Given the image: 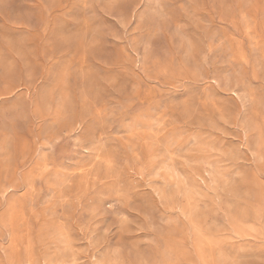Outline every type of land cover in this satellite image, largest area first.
Segmentation results:
<instances>
[{
	"label": "rangeland",
	"instance_id": "1",
	"mask_svg": "<svg viewBox=\"0 0 264 264\" xmlns=\"http://www.w3.org/2000/svg\"><path fill=\"white\" fill-rule=\"evenodd\" d=\"M0 264H264V0H0Z\"/></svg>",
	"mask_w": 264,
	"mask_h": 264
}]
</instances>
